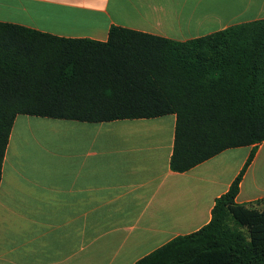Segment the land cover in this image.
Listing matches in <instances>:
<instances>
[{
    "label": "crops",
    "instance_id": "1",
    "mask_svg": "<svg viewBox=\"0 0 264 264\" xmlns=\"http://www.w3.org/2000/svg\"><path fill=\"white\" fill-rule=\"evenodd\" d=\"M262 19L264 0H0V23L103 43L113 27L185 42ZM176 123L18 116L0 184V264H135L208 225L253 151L236 202L264 200V142L180 173ZM31 125L65 133L66 152L22 153Z\"/></svg>",
    "mask_w": 264,
    "mask_h": 264
},
{
    "label": "trees",
    "instance_id": "2",
    "mask_svg": "<svg viewBox=\"0 0 264 264\" xmlns=\"http://www.w3.org/2000/svg\"><path fill=\"white\" fill-rule=\"evenodd\" d=\"M20 115L88 123L176 115L171 167L180 173L261 144L264 19L185 42L113 27L103 43L0 23V184ZM254 157L208 225L135 264H264V209L236 202Z\"/></svg>",
    "mask_w": 264,
    "mask_h": 264
},
{
    "label": "rangeland",
    "instance_id": "3",
    "mask_svg": "<svg viewBox=\"0 0 264 264\" xmlns=\"http://www.w3.org/2000/svg\"><path fill=\"white\" fill-rule=\"evenodd\" d=\"M23 133L31 139L33 149L27 150L22 147V153L39 152V153H59L66 152L67 138L66 134L54 132L50 128L41 125H31L26 127ZM253 208L264 209V203H254Z\"/></svg>",
    "mask_w": 264,
    "mask_h": 264
}]
</instances>
